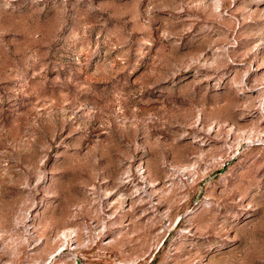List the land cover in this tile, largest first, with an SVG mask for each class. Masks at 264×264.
<instances>
[{
    "label": "rangeland",
    "instance_id": "374dc122",
    "mask_svg": "<svg viewBox=\"0 0 264 264\" xmlns=\"http://www.w3.org/2000/svg\"><path fill=\"white\" fill-rule=\"evenodd\" d=\"M0 264H264V0H0Z\"/></svg>",
    "mask_w": 264,
    "mask_h": 264
}]
</instances>
